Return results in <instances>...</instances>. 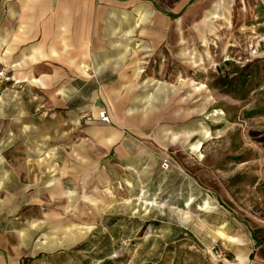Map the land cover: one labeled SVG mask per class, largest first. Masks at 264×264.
Instances as JSON below:
<instances>
[{"label":"rangeland","instance_id":"374dc122","mask_svg":"<svg viewBox=\"0 0 264 264\" xmlns=\"http://www.w3.org/2000/svg\"><path fill=\"white\" fill-rule=\"evenodd\" d=\"M2 1L15 13L16 0ZM231 1L228 22L211 19L216 16L208 12L210 20L201 22L200 28L184 23L185 53L174 54L170 48L168 59L155 61L164 62L166 69L141 68L139 81L154 79L172 90L166 101L154 96L146 110L129 112L131 107L141 109L143 103L119 102V92L131 90L133 95L134 88L112 87L114 77L106 76L107 85L100 87L45 84L44 78L54 75L60 61H29L30 51L39 45L33 39L10 40L4 53L0 50V256L9 258L6 264H47L32 258L84 240L90 252L98 251L100 257L103 251L111 257L87 258L83 264H151L144 258L137 263L128 258L134 222L146 219L130 212L142 206L153 209L147 216L153 218L156 230L160 225L156 220L167 221L176 235L182 230L177 229L181 220L186 228L194 214H204L207 221L217 216L218 221L224 218L242 228L264 248V25L252 17L249 1ZM54 5L46 0L42 14H53ZM32 12L26 3L25 31L32 25ZM200 29L197 40L191 32ZM40 48L48 53L47 47ZM6 51L8 63L2 61ZM61 75L54 77L58 80ZM30 78L42 85H34ZM199 85L204 88L195 90ZM145 90L154 93L155 88ZM93 109L108 110L110 124H97ZM105 126L122 127L141 137L146 153L120 160L102 149L93 134L96 127ZM163 160L171 163L167 171L160 167ZM87 173L116 182L78 193L82 199L87 195V200L73 212L72 200L65 198L70 189L66 178ZM51 186L59 190L50 191ZM215 188L226 197L217 196ZM204 201L215 208L204 209ZM183 202L189 212L172 210ZM199 203L202 211L195 212ZM117 208L118 214L111 213ZM159 208L170 211L159 214ZM101 209L108 215L97 228L103 215L96 212ZM81 227L89 230L70 242ZM93 240L100 242L93 245Z\"/></svg>","mask_w":264,"mask_h":264},{"label":"crops","instance_id":"0c3cea01","mask_svg":"<svg viewBox=\"0 0 264 264\" xmlns=\"http://www.w3.org/2000/svg\"><path fill=\"white\" fill-rule=\"evenodd\" d=\"M53 1L55 4L53 14H44V10L42 14L40 7L44 6L46 0H28V2L16 0L15 13L6 10L5 4L0 0V50L4 53L5 47L10 45V40L13 42L17 38H23L24 42L27 39L38 42L39 45L34 46L29 53V61L34 63L60 61V67L53 68L52 65H48L55 71L47 80L44 78L45 84L49 86L100 87L107 85L109 78L106 76L114 77L113 82L110 83L112 87L134 88L133 95L131 90L129 93L125 90L121 91V94L119 92V102L143 103L141 109L131 107L129 112L148 109L154 96L156 101L163 102L171 95L172 90L166 88L168 85L165 83L150 78L139 81L137 77L142 67L149 70L166 69L167 65L164 62L155 61L159 58H167L165 56L169 54L170 48H173L174 54L179 53V50L181 54L185 53L183 51L186 38L185 22L190 21L193 27L200 28L201 22L207 23L210 20L206 19L208 12H213L216 16L213 18L212 15L211 19L218 18L228 22L229 11L232 10L231 0L230 2L227 0ZM247 1L253 12L252 17L259 19V24L264 25V0ZM26 3L33 8V12L30 15L32 25L27 26L28 30L25 31L26 16H29L24 14ZM191 34L195 39L200 40L202 31L193 30ZM21 44L22 42H18L17 46ZM41 46L47 47V54L42 51ZM7 55H9L8 51H6V59L3 56L4 59L1 58L6 63H8ZM60 72H64L63 76ZM58 74L61 78L56 80L54 76L57 77ZM29 80L34 85H42L41 80L35 78ZM147 87L155 88L154 93L144 92ZM201 88L204 87L199 85L195 90L199 91ZM90 112L97 124H110L108 110L93 109ZM105 127H96L93 139L102 149L112 153L116 158L122 160L138 152L146 153V150L140 146L141 137L126 133L122 127L119 129ZM177 178L183 179L182 176ZM191 178L195 182H200L196 176ZM114 180L105 175L95 176L87 173L80 178L70 174L66 178L70 189L65 191V198L67 201L72 200L71 210L74 212L77 205L87 200V195H82V199L78 193L81 194L89 188L113 184L116 182ZM120 181L128 183L121 179ZM53 187L55 186L50 187V191H53ZM56 190L59 188L55 187L54 191ZM213 191L219 197H226L225 194H218L216 188ZM140 192L143 195L145 187H142ZM201 204L204 209L215 208L207 201ZM201 204L195 205V212L202 211ZM159 209V214L170 211L165 208ZM172 210L186 214L189 208L183 202L182 207ZM107 211L97 210L96 213L103 215L96 223L97 228L102 226L105 215H108ZM119 211L120 209L117 208L111 213L118 214ZM152 213L153 209L147 206L131 209L130 214L146 216L145 223L135 221L130 232L134 238L128 240L130 247L133 248L128 258L134 259V263L144 258L146 263L151 264H264V248L261 242L259 241L260 245H256V241L250 238L247 232L242 228L234 227L224 218L218 221L217 216L214 220L208 217L207 221L204 214H194L188 227H183L186 225L185 219L177 224V229L182 230H177L175 235L174 230L169 227L170 224L163 219L156 220L160 225L158 230L154 229L153 218L147 216H152ZM88 230L86 228L85 231L81 227L78 234L69 241L80 240ZM85 241L55 253L40 252L32 259L36 262L46 261L47 264H83L82 262L87 258L111 257L103 251L98 257V251L90 252ZM99 242L93 240L92 244L96 245ZM42 258L44 259L41 260ZM8 261L9 258L0 256V264H6Z\"/></svg>","mask_w":264,"mask_h":264},{"label":"built area","instance_id":"2783aa9c","mask_svg":"<svg viewBox=\"0 0 264 264\" xmlns=\"http://www.w3.org/2000/svg\"><path fill=\"white\" fill-rule=\"evenodd\" d=\"M171 166V163L168 160H163V162L161 163V169L164 171H167Z\"/></svg>","mask_w":264,"mask_h":264},{"label":"trees","instance_id":"16d2710c","mask_svg":"<svg viewBox=\"0 0 264 264\" xmlns=\"http://www.w3.org/2000/svg\"><path fill=\"white\" fill-rule=\"evenodd\" d=\"M242 78H244V77H242ZM233 83V82H232ZM244 83V82H243ZM229 87V86H228ZM254 240L256 241V245H260V242L258 241V240H256L255 238H254Z\"/></svg>","mask_w":264,"mask_h":264},{"label":"bare ground","instance_id":"6f19581e","mask_svg":"<svg viewBox=\"0 0 264 264\" xmlns=\"http://www.w3.org/2000/svg\"><path fill=\"white\" fill-rule=\"evenodd\" d=\"M201 89H202V88H201ZM201 89H200V90H201ZM87 229H89V228H87Z\"/></svg>","mask_w":264,"mask_h":264}]
</instances>
